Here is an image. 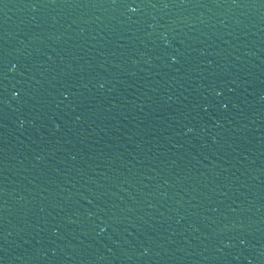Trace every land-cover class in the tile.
Wrapping results in <instances>:
<instances>
[{"label": "water", "instance_id": "water-1", "mask_svg": "<svg viewBox=\"0 0 264 264\" xmlns=\"http://www.w3.org/2000/svg\"><path fill=\"white\" fill-rule=\"evenodd\" d=\"M0 264H264V0H0Z\"/></svg>", "mask_w": 264, "mask_h": 264}]
</instances>
